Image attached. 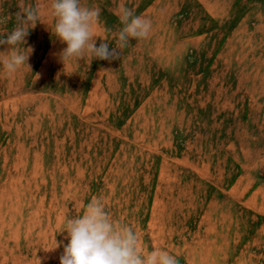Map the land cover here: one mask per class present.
Segmentation results:
<instances>
[{
  "label": "rangeland",
  "instance_id": "374dc122",
  "mask_svg": "<svg viewBox=\"0 0 264 264\" xmlns=\"http://www.w3.org/2000/svg\"><path fill=\"white\" fill-rule=\"evenodd\" d=\"M81 3L101 10L97 46L115 47L121 5L150 35L64 59L50 0H0V34L41 9L30 70L0 65V264H59L65 219L94 197L142 252L264 264V0Z\"/></svg>",
  "mask_w": 264,
  "mask_h": 264
},
{
  "label": "clouds",
  "instance_id": "9594fccd",
  "mask_svg": "<svg viewBox=\"0 0 264 264\" xmlns=\"http://www.w3.org/2000/svg\"><path fill=\"white\" fill-rule=\"evenodd\" d=\"M49 10L54 18L52 35L66 47L61 56L74 58L77 62L85 54L92 59L113 61L119 59L121 50L132 40L147 39L152 29L150 19L138 16L134 11L121 5L118 18L122 27L113 36L115 47H109L107 37L100 39L94 27L100 21L98 7L83 6L81 0H50ZM41 18V9L31 4L22 5L16 13V26L11 31L0 34V65L9 73L20 67H30L27 61L34 47L27 44L29 29L34 28ZM111 33L110 28H105ZM67 243L59 256V264H179V258L162 249L142 252L139 237L134 229L115 221L106 211L99 197H94L83 205L80 215L66 218L63 229ZM61 245L55 241L53 250Z\"/></svg>",
  "mask_w": 264,
  "mask_h": 264
}]
</instances>
